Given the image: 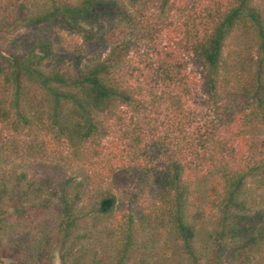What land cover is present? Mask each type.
Listing matches in <instances>:
<instances>
[{
	"label": "trees",
	"instance_id": "16d2710c",
	"mask_svg": "<svg viewBox=\"0 0 264 264\" xmlns=\"http://www.w3.org/2000/svg\"><path fill=\"white\" fill-rule=\"evenodd\" d=\"M153 1L0 0V236L27 257L20 264H264V12L256 0H210L186 15L199 101L169 52L145 83L120 77L136 43L153 40L142 16ZM122 25L137 29L134 41L115 38ZM63 33L86 49L99 37L106 55L55 56ZM117 131L137 160L160 166L143 168L151 206L135 193L140 208L115 223L113 188L70 172L76 160L94 165ZM46 137L69 155L50 158ZM102 239L106 263L91 251Z\"/></svg>",
	"mask_w": 264,
	"mask_h": 264
},
{
	"label": "rangeland",
	"instance_id": "374dc122",
	"mask_svg": "<svg viewBox=\"0 0 264 264\" xmlns=\"http://www.w3.org/2000/svg\"><path fill=\"white\" fill-rule=\"evenodd\" d=\"M215 2H220L222 5L226 4L230 0H212ZM210 3V0H170L166 5H162L161 1L155 0L146 6L143 10V22L152 28L150 36H152V42L148 40H142L136 43L134 49L129 53L127 57V67L122 71L120 77L128 82L145 83V79L152 74L158 67V63L162 60L160 55L163 52H169L177 59L181 65L187 64L183 69L182 73L185 74L189 79L190 90L196 94V97L203 100L200 87H194V84L198 85L201 78V70L194 64L190 59L187 47L183 41V34L180 32L183 29V22L186 19L187 14H198L203 8ZM257 6L260 10L264 12V0H256ZM225 6V5H224ZM180 30V31H179ZM108 33L107 30L105 34ZM115 38L119 40L124 38L125 40L134 41L135 36L138 35L136 28L133 29L132 26L122 25L121 29L115 31ZM65 40L64 45L57 48V57L63 54L66 60H73L77 55H81L80 59L84 63L91 60V50L93 54H100L102 58L106 55L107 51L103 49L99 50L98 45H100L99 37L91 48V44L85 47L84 40L80 37L70 35L68 33L62 34V40ZM235 39L229 38L226 41L225 53L230 52L235 49L234 44ZM67 43V44H66ZM75 45L77 51H81V54L74 52L73 46ZM81 49V50H80ZM200 101V100H199ZM191 110L194 108L201 112V115H208L205 108H199L198 105L192 102L188 103ZM120 114L129 117L131 113L127 108H121ZM157 115V114H156ZM154 115V116H156ZM157 117V116H156ZM155 117V118H156ZM154 118V117H153ZM157 123L161 121L160 117H157ZM193 126H202L203 120L198 121ZM154 123V122H153ZM161 129V128H159ZM119 131L109 134V136L102 141L103 149L100 153V158L93 161L94 165L90 163H82L75 161V166L70 172L72 176L76 177L77 180L81 181L83 184L88 185L91 183V176L93 183L95 185L103 184L106 187L111 186L113 192L117 197L118 203L117 208L114 213V220L123 221L124 216L131 215L134 213L135 208H140L139 203L136 200H132V195L137 193L138 202L143 203L145 206H151V201L154 197L145 192H141L140 185L142 180L149 178L150 173L145 171L143 168L147 166L148 168L156 169L160 166L158 160L147 159L143 160L141 157L137 160L132 152L125 146L124 142L118 137ZM261 135L264 137V130H261ZM114 140V144H109V140ZM45 147L47 148V153L51 158V153H58L61 157L68 156L69 150L67 146L61 142L54 141L51 137H46L43 139ZM94 172V173H93ZM152 172V171H151ZM146 188H150L148 181ZM148 211V210H147ZM146 211V212H147ZM112 222H114L112 220ZM108 225V224H107ZM29 233L38 234L39 229H33L31 227ZM6 235L0 236V264H20L24 261L25 255H22L16 250L14 252L10 251L5 245ZM103 245L97 249H91L93 252L99 253L98 259L106 263V240L102 239ZM28 244V243H26ZM91 248V247H90ZM47 264H60L57 255L51 258Z\"/></svg>",
	"mask_w": 264,
	"mask_h": 264
}]
</instances>
